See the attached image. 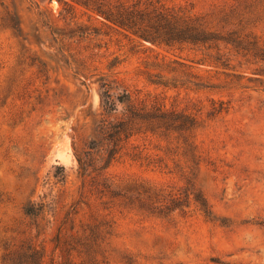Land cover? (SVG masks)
<instances>
[{
    "label": "rangeland",
    "instance_id": "rangeland-1",
    "mask_svg": "<svg viewBox=\"0 0 264 264\" xmlns=\"http://www.w3.org/2000/svg\"><path fill=\"white\" fill-rule=\"evenodd\" d=\"M160 2L205 12L223 0ZM255 30L264 39V20ZM204 52L141 41L71 0H0V264L29 241L43 246L42 264H60L71 222L75 230L110 209L102 197L66 216L80 194L73 136L86 138L81 109L99 101L97 83L86 89L75 69L204 119L197 135L204 161L195 182L209 215L192 194H177L189 200L187 213L114 209L106 264H264V63L243 73L203 63ZM212 101L227 109L208 115ZM107 172L119 185L143 179L164 192L185 185L126 154ZM38 201L45 202L43 218L24 210Z\"/></svg>",
    "mask_w": 264,
    "mask_h": 264
},
{
    "label": "trees",
    "instance_id": "trees-1",
    "mask_svg": "<svg viewBox=\"0 0 264 264\" xmlns=\"http://www.w3.org/2000/svg\"><path fill=\"white\" fill-rule=\"evenodd\" d=\"M71 1L141 41L167 48L188 45L204 49L203 63L238 67L243 73L248 72L253 63H264V39L255 30L257 23L264 20V0H223L205 12H194L182 5L167 6L160 0ZM172 62L181 65L176 60ZM94 74L78 69L73 73L86 89L97 83L99 101L96 106L91 104L81 109L80 126L89 130L86 138L77 141V135L73 136L80 194L66 216L102 197L103 207L110 209L102 216L93 214V219L80 223L75 230L71 222V232L63 241L60 264L107 263L106 245L115 234V219L110 214L114 209L134 208L160 215L179 207L187 213L189 200L184 203L177 194H187V198L192 194L198 209L206 216L210 213V206L199 196L195 182V172L204 161L197 140L204 120L201 112L168 107L157 96L151 100L132 97L126 89L117 90L114 81L104 74L92 79ZM223 109H227L223 101L217 105L212 101L208 115L218 114ZM122 154L177 176L184 187L164 192L162 186L143 179L119 185L107 168ZM62 168L65 169L63 165ZM66 176L62 172L61 177ZM24 210L41 218L47 212L44 201L29 202ZM61 231L62 226H59L56 245L61 241ZM43 256V246L29 241L21 243L1 264H42Z\"/></svg>",
    "mask_w": 264,
    "mask_h": 264
}]
</instances>
